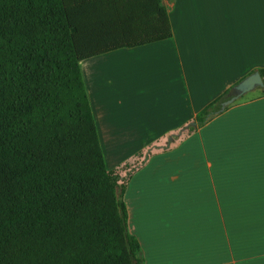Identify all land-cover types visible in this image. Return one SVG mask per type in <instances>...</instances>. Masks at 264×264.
Returning <instances> with one entry per match:
<instances>
[{"label": "crops", "instance_id": "1", "mask_svg": "<svg viewBox=\"0 0 264 264\" xmlns=\"http://www.w3.org/2000/svg\"><path fill=\"white\" fill-rule=\"evenodd\" d=\"M159 5L169 37L78 62L106 170L264 68V0ZM123 203L142 264H264V96L151 155Z\"/></svg>", "mask_w": 264, "mask_h": 264}, {"label": "trees", "instance_id": "2", "mask_svg": "<svg viewBox=\"0 0 264 264\" xmlns=\"http://www.w3.org/2000/svg\"><path fill=\"white\" fill-rule=\"evenodd\" d=\"M169 35L159 0H0V264H142L128 180L215 117L240 80L176 139L106 170L78 62Z\"/></svg>", "mask_w": 264, "mask_h": 264}, {"label": "water", "instance_id": "3", "mask_svg": "<svg viewBox=\"0 0 264 264\" xmlns=\"http://www.w3.org/2000/svg\"><path fill=\"white\" fill-rule=\"evenodd\" d=\"M261 87H264V84L262 83V80L257 72H253L252 74L246 76L230 88L225 96V99L218 104V108L216 109L214 114L223 112L225 108L233 104L245 94L253 91L255 88ZM174 138H176V136H173L171 140Z\"/></svg>", "mask_w": 264, "mask_h": 264}, {"label": "rangeland", "instance_id": "4", "mask_svg": "<svg viewBox=\"0 0 264 264\" xmlns=\"http://www.w3.org/2000/svg\"><path fill=\"white\" fill-rule=\"evenodd\" d=\"M261 93L264 94V87H261L260 90L255 89V90L245 94L244 96H242V98L239 101H244L247 99L256 98L257 96L261 95ZM116 191L118 192V188L116 189Z\"/></svg>", "mask_w": 264, "mask_h": 264}]
</instances>
